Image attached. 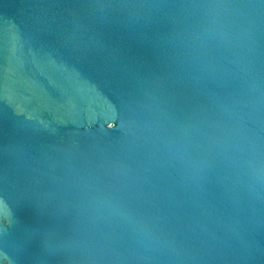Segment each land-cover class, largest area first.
Masks as SVG:
<instances>
[{
  "label": "water",
  "instance_id": "obj_1",
  "mask_svg": "<svg viewBox=\"0 0 264 264\" xmlns=\"http://www.w3.org/2000/svg\"><path fill=\"white\" fill-rule=\"evenodd\" d=\"M0 264H264V0H0Z\"/></svg>",
  "mask_w": 264,
  "mask_h": 264
},
{
  "label": "clouds",
  "instance_id": "obj_2",
  "mask_svg": "<svg viewBox=\"0 0 264 264\" xmlns=\"http://www.w3.org/2000/svg\"><path fill=\"white\" fill-rule=\"evenodd\" d=\"M4 224L6 226V229L9 227V219L6 217L4 220Z\"/></svg>",
  "mask_w": 264,
  "mask_h": 264
}]
</instances>
